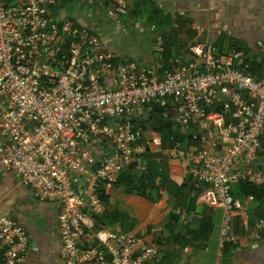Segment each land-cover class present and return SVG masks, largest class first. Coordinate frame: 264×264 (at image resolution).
Returning <instances> with one entry per match:
<instances>
[{
  "label": "built area",
  "instance_id": "1",
  "mask_svg": "<svg viewBox=\"0 0 264 264\" xmlns=\"http://www.w3.org/2000/svg\"><path fill=\"white\" fill-rule=\"evenodd\" d=\"M59 1L0 0V163L55 208L61 263L150 264L157 256L144 231L95 227L105 210L101 189L123 170H145L150 145L133 120L152 104L165 118L170 109L172 122L196 142L188 175L212 187L209 204L222 211L219 254L239 238H258L264 215L244 235L232 233L231 219L241 208L233 187L264 185L257 165L264 154V38L254 43L259 75L248 70L252 58L242 49L198 40L188 45L190 59H168L158 75L53 13L49 6ZM125 13L122 0L107 9L112 19ZM154 48L164 63L161 35ZM150 141L161 143L157 135ZM27 246L25 227L0 212L1 261L21 264Z\"/></svg>",
  "mask_w": 264,
  "mask_h": 264
},
{
  "label": "crops",
  "instance_id": "2",
  "mask_svg": "<svg viewBox=\"0 0 264 264\" xmlns=\"http://www.w3.org/2000/svg\"><path fill=\"white\" fill-rule=\"evenodd\" d=\"M117 1L60 0L49 9L98 35L103 46L117 53L119 59L151 66L158 75H162L166 60L190 59L188 45L196 40L215 43L221 51L230 47L242 49L251 56L252 62L260 64L254 43L264 38V0H122L126 13L112 19L107 9ZM156 35L163 37L164 63L156 58ZM151 108L137 112L135 119L149 116ZM155 109L160 123L170 124V131L162 127L160 131H150L140 123L145 140L153 135L160 140L169 135L174 146L163 147L160 143L156 147L149 141L151 152L147 150L148 154L143 156L145 170L140 172L148 170L151 178L152 188L149 186L145 196L127 193L121 186L128 197L132 194L130 201L123 199L130 227H119L123 219L117 213L108 212L113 185L107 191L102 188V195H108V201L104 202V219L107 218L108 225L117 223L111 230L144 231L146 239L155 241L159 248L150 264H264V227L258 238H239L227 244L219 254L222 211L209 204L213 197L212 187L208 184L196 186L188 175V162L197 150L196 142L172 122L170 109L167 118L157 105ZM178 134L182 140L174 139ZM183 140L186 144L191 141L190 147L194 145L189 149L191 153L180 149V145L177 147ZM257 165L264 169L262 151ZM232 195L240 200L241 208L233 213L231 231L235 235L248 234L264 215V185L241 182L233 187ZM0 212L26 229L28 246L21 264H62L55 208L51 203L36 200L18 177L5 170L1 163ZM0 264H4L1 258Z\"/></svg>",
  "mask_w": 264,
  "mask_h": 264
},
{
  "label": "trees",
  "instance_id": "3",
  "mask_svg": "<svg viewBox=\"0 0 264 264\" xmlns=\"http://www.w3.org/2000/svg\"><path fill=\"white\" fill-rule=\"evenodd\" d=\"M260 64L254 62V60H253V62L251 64L252 66L250 67L249 70L253 74L259 73L260 68H261ZM151 106H152V108L149 112L148 120H150V119L155 120L157 118V120H156L157 123H160L161 121L159 120V118L155 116V112H157V109H155L156 104H152ZM161 127L165 130L167 129L168 132L170 131L169 130L170 124H165V123L158 124V126L154 127L153 130L160 131ZM189 134L190 133H187L186 136L190 138ZM179 136H180V134L176 135L174 137V139L179 137ZM181 138L179 137V138H177V140H182ZM161 143H162L163 147H169L170 148V147L174 146V142L169 141V135H167V137L165 139L162 137ZM144 177H145V179H144ZM115 184L122 186L124 191L127 193H134L136 195H142V196L146 195L145 192L148 190L149 186H150V188H152L151 178H150L148 170H146L144 173H140V172L133 171V170H123L118 174V177H117ZM102 197H103L104 202L106 203L108 201V195L103 194ZM102 216H104V213L99 215L98 217H96L95 222L101 221V219L103 218ZM105 220H107V218L104 219V221ZM95 225H96V223H95ZM100 227H102V226H100Z\"/></svg>",
  "mask_w": 264,
  "mask_h": 264
},
{
  "label": "rangeland",
  "instance_id": "4",
  "mask_svg": "<svg viewBox=\"0 0 264 264\" xmlns=\"http://www.w3.org/2000/svg\"><path fill=\"white\" fill-rule=\"evenodd\" d=\"M155 116L158 117V118H160L159 117L160 115H159L158 112H155ZM156 120H157V118L155 120L154 119L148 120V115H144L140 119L139 118L138 119H134L133 120V123L134 124L144 123L145 125L143 127L144 128H147L148 130L151 131V130H153V127H157L158 124H160V123H157ZM148 141H150V139H148ZM190 142L188 141L187 144H186L185 141L183 140L181 142V144L179 142V144L177 145V147L180 145V149H184V151L186 149L188 153H191L190 150L193 148L194 145L192 147H190V145H191ZM154 146H155V144H154ZM156 147H157V145H156ZM150 149L151 148H148V151L151 152ZM147 154H148V152H147ZM125 195L126 194L123 192V189H122V187L120 185L113 184L112 189L109 192V201H110V203H109V209L110 210L108 211L109 213H117V215H119L123 219V220H121L122 223L120 224L119 227H122L124 229L131 226L130 225L131 221L129 219V216L127 214V211L123 207V199H124V202L130 201V198H131L130 195H132V194H130L129 197L127 195L126 196ZM102 217L103 218L101 219V221L95 222L96 223L95 227H99L100 228V226H102V228H107V229H112L113 228V229H115L113 226L114 225H117V223L114 224V225H108L104 221L105 213H104V216H102Z\"/></svg>",
  "mask_w": 264,
  "mask_h": 264
}]
</instances>
